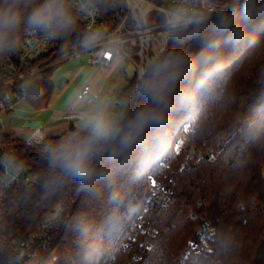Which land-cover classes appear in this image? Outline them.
Listing matches in <instances>:
<instances>
[{"label":"trees","instance_id":"1","mask_svg":"<svg viewBox=\"0 0 264 264\" xmlns=\"http://www.w3.org/2000/svg\"><path fill=\"white\" fill-rule=\"evenodd\" d=\"M212 1L230 10L178 33L153 65L170 55L182 61L165 103L145 85L136 94L135 80L121 94L129 105L121 129L145 109L162 112V122L128 149L98 139L89 182L72 179L52 155L90 132L71 127L46 144L0 134L9 158L36 175L1 197L0 233L25 237L58 213L40 247L44 264H264V0ZM43 2L0 0V11L20 16L0 43V65L15 57L33 29L27 17ZM71 2L61 0L62 22L52 26L57 47L39 59L42 72L28 91L36 110L50 103L56 69L91 37ZM162 81L150 71L145 84ZM186 136L191 143L183 146ZM0 264H11L6 242Z\"/></svg>","mask_w":264,"mask_h":264},{"label":"built area","instance_id":"2","mask_svg":"<svg viewBox=\"0 0 264 264\" xmlns=\"http://www.w3.org/2000/svg\"><path fill=\"white\" fill-rule=\"evenodd\" d=\"M256 1L234 0L233 6ZM71 9L91 35L90 39L74 48L73 55L90 53L91 65L111 66L114 61L135 64L140 70L135 79V91L139 94L153 65L170 42L160 48L166 34L174 33L176 36L206 24L230 7L212 0H72ZM52 28L28 31L20 41L15 57L0 65V113L11 114L18 103L27 100L31 87L28 83L39 78L42 72L44 63L39 59L51 54L57 47ZM82 96L95 100L99 94L94 93L91 86H86ZM0 134H3L2 130ZM48 140L38 131L28 143L43 144ZM35 179V174L13 162L0 146V199L8 192L19 191L24 184ZM153 185L157 189L163 188L156 181ZM53 220V216L48 217L38 231L22 238L0 233V243L9 245L11 264H44L48 255L42 258L40 247L46 246L47 230ZM154 232L152 230V234Z\"/></svg>","mask_w":264,"mask_h":264},{"label":"crops","instance_id":"3","mask_svg":"<svg viewBox=\"0 0 264 264\" xmlns=\"http://www.w3.org/2000/svg\"><path fill=\"white\" fill-rule=\"evenodd\" d=\"M91 56L90 53L72 55L60 64L58 68H69L68 80L66 82L60 80L56 84L54 82V91L46 108L36 110L26 100L31 108L21 109L19 106L24 100L18 103L16 110L6 116L12 118L16 124L13 131L29 135L28 141L38 131L48 138L61 135L71 127L91 133L92 122L97 117H103L105 121L116 125L115 106L118 104H115V93L120 94L119 101H122L121 94L126 84H129L119 72L122 66H128L130 63L114 61L111 66L91 65L89 63ZM80 76L83 77V81L76 84ZM86 86H91L92 91L99 94L98 99L82 96Z\"/></svg>","mask_w":264,"mask_h":264},{"label":"clouds","instance_id":"4","mask_svg":"<svg viewBox=\"0 0 264 264\" xmlns=\"http://www.w3.org/2000/svg\"><path fill=\"white\" fill-rule=\"evenodd\" d=\"M63 16L64 11L61 0H44L42 4L32 10L26 23L34 29H47L61 23ZM19 23V14L0 11V43L3 42L5 33L14 29ZM181 62L179 56L170 55L152 68V79L162 77V86L157 88L152 84H145L144 91L156 103L161 105L165 103L168 88L174 85L179 78V65ZM162 120V112L145 109L138 112L125 129H121L119 126L105 121L103 117H97L92 122L90 137L76 146L61 145L53 153L52 163H59L64 172L72 179L87 183L96 175L91 166V160L99 154L95 149L98 139H117L121 149H128L148 126L157 125Z\"/></svg>","mask_w":264,"mask_h":264},{"label":"rangeland","instance_id":"5","mask_svg":"<svg viewBox=\"0 0 264 264\" xmlns=\"http://www.w3.org/2000/svg\"><path fill=\"white\" fill-rule=\"evenodd\" d=\"M233 2H234V0H233ZM174 37H175L174 33L166 34V40H163L164 42L160 46V48H162L166 42L171 41ZM68 70H69L68 67H61V68L56 69L54 76H53V81L55 82V84H56V82H59L60 80H62L64 82H66L68 80V76H67ZM119 73H122V76L124 77L125 82L128 83V82L133 81L137 78V75H139L140 70L135 64H129L128 66H125V65L122 66ZM126 78L128 79V81H126ZM70 79L71 78L69 77V80ZM82 79H83L82 76L78 77L76 80V84H80L83 81ZM38 80H39V78H35V79L31 80L28 83V85L29 86L34 85ZM73 82L75 83L74 80H73ZM126 86H127V84H126ZM116 94L117 93H115V96H116L115 104H118L115 106L117 109V124L116 125L119 126L120 124L125 123V121L127 119V115L129 112V105L127 103H125L124 101H119L120 94L119 95L118 94L116 95ZM19 107L21 109H30L31 108V106H29V104L26 100H24V102ZM7 115H11V114L0 113V121H1L3 133L9 134L12 137H19L21 139L27 140L29 138L28 137L29 135L17 134L13 131V128L16 126V124L14 123L12 118L6 117ZM46 143H43V144H46ZM190 143H191V138L186 136L184 138V141H183V146L189 145ZM56 214H58V213H56ZM56 214H54L52 216H55Z\"/></svg>","mask_w":264,"mask_h":264}]
</instances>
